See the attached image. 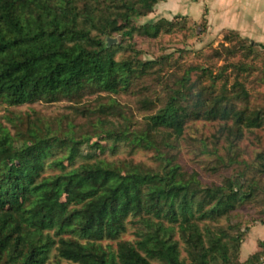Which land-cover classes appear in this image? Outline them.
<instances>
[{
	"label": "trees",
	"instance_id": "16d2710c",
	"mask_svg": "<svg viewBox=\"0 0 264 264\" xmlns=\"http://www.w3.org/2000/svg\"><path fill=\"white\" fill-rule=\"evenodd\" d=\"M164 1L0 0V105L67 102L93 127L78 134L74 121L64 125V116L27 115L24 131L23 118L7 117L13 134L0 122V264H47L52 256L74 264L238 261L243 238L232 232L233 213L260 193L259 180L237 174L204 187L197 172L182 168L178 148L190 122L223 121L220 134L230 146L245 130L263 125L264 111L251 108L241 79L255 70L247 60L259 52L231 31L213 55L240 56L229 64L234 82L227 78L218 91L224 72L190 66L163 86L160 108L150 97L139 101L147 115L133 129L117 98L146 88L153 62L118 59L123 47L107 39H156L171 31L176 25L165 19L141 27L135 22ZM102 135L132 151L152 152L158 168L122 161V174L117 163L98 167L82 147L101 148L92 139ZM236 163L237 157L218 156L214 164ZM129 224L137 229L133 242L120 240ZM259 245L261 251L238 264H260L264 242Z\"/></svg>",
	"mask_w": 264,
	"mask_h": 264
},
{
	"label": "rangeland",
	"instance_id": "374dc122",
	"mask_svg": "<svg viewBox=\"0 0 264 264\" xmlns=\"http://www.w3.org/2000/svg\"><path fill=\"white\" fill-rule=\"evenodd\" d=\"M207 12L203 0H166L160 2L153 13L136 19L135 22L138 27H141L165 19L174 22L176 25L171 31L165 30L156 39L135 35L132 39L123 40L120 34L108 37V39L117 40L110 46L121 45L123 47L117 54L118 59L134 58L137 61L153 62L151 69L153 74L146 76L142 84L146 88L134 89L138 91L136 94H123L117 98L121 105L127 107V115L133 120V129L139 125L137 122L143 123L144 116L147 115L145 111L141 110L142 105L139 106V101L144 97H150L156 101L157 109L160 108L157 97L164 94L163 86L165 84L172 85L175 78L182 77L190 66L211 67L214 75L224 72L223 80L217 83L218 91L227 78L230 84L234 82L229 64L237 63L241 59L240 56L224 60L215 58L213 55V51L223 42L224 36L231 31L217 32L213 28L212 22L210 23L208 20ZM240 38L247 40L248 44H256L251 39L242 36ZM237 40L235 39L233 44ZM255 50L259 52V56L254 60L251 57L247 62L252 63L256 68L249 75H243L241 79L245 81L251 95V108H259L264 111V47L256 45ZM197 74L196 72L192 74L193 80H196ZM205 80L207 82L206 78ZM70 105L67 102L53 105L35 103L17 108H7L0 105V122H3L15 134L14 124L8 122L7 117L23 118L25 123L22 124L21 128L25 131L27 115H31L34 119L36 117L54 119L64 116V125L67 124L68 120L74 121L78 134L92 131L93 127L88 123L86 117L74 113L70 109ZM223 125V121L190 122L185 129L184 136L179 140L178 162L185 171L197 172L204 187L213 183L220 184L225 178L237 174H243L247 182L252 178L259 180L260 193L240 205L233 213L232 223L235 226L232 228L234 229L232 232L241 235L243 238L238 255L239 259L237 262L233 260L234 264H238V262L242 263L240 262L241 254H243V259L247 258L251 249L255 248L254 251L259 249L260 245L258 246V244L264 242V192L262 191V187H264V174L262 173L264 165V122L260 128L251 131L245 130L243 136L237 138L232 146H230L228 138L220 134ZM228 125H232V122H229ZM79 128L83 129L79 130ZM92 141L98 142L102 147L93 149L84 145L82 151L98 167H100V163H103L104 166L110 162L117 163L119 167H116V170L122 174H124V169L118 164L122 161L143 163L151 169L158 168V163L155 162L152 152L141 149L132 151L131 147L126 144L106 140L104 135L94 137ZM218 156L225 160H228L230 156L237 157V163L230 167L222 166L215 169L214 163ZM136 230V226L129 224L126 233L121 236L120 240L135 241ZM103 243H110L114 248L116 246V241H103ZM185 256L186 254L182 249V257ZM152 263L158 264L157 261ZM47 264L74 263L65 260L57 263V259L52 256Z\"/></svg>",
	"mask_w": 264,
	"mask_h": 264
},
{
	"label": "crops",
	"instance_id": "0c3cea01",
	"mask_svg": "<svg viewBox=\"0 0 264 264\" xmlns=\"http://www.w3.org/2000/svg\"><path fill=\"white\" fill-rule=\"evenodd\" d=\"M203 2L208 10V20L212 22L217 32H237L240 36L255 41L257 46L264 47V0H203ZM254 249H251L252 252L250 251L245 259L241 254L240 262L244 263L250 256L262 250L260 246L259 249L255 251Z\"/></svg>",
	"mask_w": 264,
	"mask_h": 264
},
{
	"label": "water",
	"instance_id": "95a60500",
	"mask_svg": "<svg viewBox=\"0 0 264 264\" xmlns=\"http://www.w3.org/2000/svg\"><path fill=\"white\" fill-rule=\"evenodd\" d=\"M116 42H117L116 39H113V38L107 39V43H108L109 46L112 45V44H114V43H116Z\"/></svg>",
	"mask_w": 264,
	"mask_h": 264
},
{
	"label": "built area",
	"instance_id": "2783aa9c",
	"mask_svg": "<svg viewBox=\"0 0 264 264\" xmlns=\"http://www.w3.org/2000/svg\"><path fill=\"white\" fill-rule=\"evenodd\" d=\"M260 264H264V259L260 262Z\"/></svg>",
	"mask_w": 264,
	"mask_h": 264
}]
</instances>
